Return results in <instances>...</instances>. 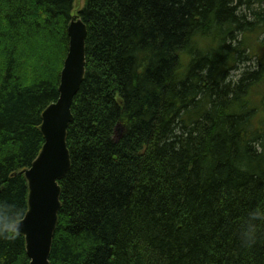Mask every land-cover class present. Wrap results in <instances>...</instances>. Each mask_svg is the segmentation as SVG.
I'll use <instances>...</instances> for the list:
<instances>
[{"label":"trees","instance_id":"16d2710c","mask_svg":"<svg viewBox=\"0 0 264 264\" xmlns=\"http://www.w3.org/2000/svg\"><path fill=\"white\" fill-rule=\"evenodd\" d=\"M251 1L85 0L73 16L75 0H0V264H30L14 227L24 169L79 17L86 72L50 263L264 264V15L248 20ZM247 49L257 64L230 76Z\"/></svg>","mask_w":264,"mask_h":264},{"label":"water","instance_id":"95a60500","mask_svg":"<svg viewBox=\"0 0 264 264\" xmlns=\"http://www.w3.org/2000/svg\"><path fill=\"white\" fill-rule=\"evenodd\" d=\"M70 46L61 72L60 97L43 111L41 130L45 143L24 172L29 183V208L16 222L25 235L30 264H50L54 233L61 208V185L71 167L67 131L73 120L72 104L86 72L87 25L81 17L69 26Z\"/></svg>","mask_w":264,"mask_h":264},{"label":"rangeland","instance_id":"374dc122","mask_svg":"<svg viewBox=\"0 0 264 264\" xmlns=\"http://www.w3.org/2000/svg\"><path fill=\"white\" fill-rule=\"evenodd\" d=\"M252 7L250 9L245 8V11L248 15V20H254L255 17V12L257 11H263V15H264V1L258 2V0H252ZM85 5V0H75L74 3V11H73V16H78V13L76 12L77 10H80L81 8H83V6ZM255 10V11H253ZM247 38L250 40L252 35L251 34H246ZM263 36H261L262 38ZM236 38L238 41L241 40V42L245 39V34L242 33L241 31H237L236 32ZM261 38L259 39H252L251 41H247L246 39V43L247 45L252 48L255 46V44H260L261 42ZM239 43V42H238ZM264 49V48H263ZM262 48H260V51L264 53ZM22 52H25V48H21ZM251 52H249V49H247V51L245 52L244 56L241 57L235 64V66L233 68H231L228 72V74H230V76L237 78L240 77V74L245 70L244 68H248V67H254L257 62L258 59L255 56H250ZM38 55V54H37ZM40 56V55H39ZM38 56V57H39ZM41 58V56L39 57ZM65 62V60H64ZM51 65H49L50 67ZM64 66V63H63ZM52 67V66H51ZM63 68V67H62ZM232 77H230L232 79Z\"/></svg>","mask_w":264,"mask_h":264},{"label":"clouds","instance_id":"9594fccd","mask_svg":"<svg viewBox=\"0 0 264 264\" xmlns=\"http://www.w3.org/2000/svg\"><path fill=\"white\" fill-rule=\"evenodd\" d=\"M9 238H11V236L9 237ZM246 240H248V239H252V237L251 236H249V235H247V234H245V237H244Z\"/></svg>","mask_w":264,"mask_h":264},{"label":"bare ground","instance_id":"6f19581e","mask_svg":"<svg viewBox=\"0 0 264 264\" xmlns=\"http://www.w3.org/2000/svg\"><path fill=\"white\" fill-rule=\"evenodd\" d=\"M74 19H77V18H74ZM72 21V20H71ZM88 31V30H87ZM88 34V33H87ZM85 52H86V48H85Z\"/></svg>","mask_w":264,"mask_h":264}]
</instances>
